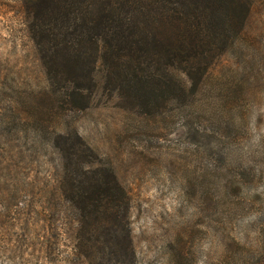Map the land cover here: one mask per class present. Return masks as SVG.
<instances>
[{
  "label": "rangeland",
  "instance_id": "rangeland-1",
  "mask_svg": "<svg viewBox=\"0 0 264 264\" xmlns=\"http://www.w3.org/2000/svg\"><path fill=\"white\" fill-rule=\"evenodd\" d=\"M97 94L62 109L19 0H0V264H83L43 245L59 212L58 199L52 212L46 203L59 178L52 139L66 126L128 194L125 264H264V0L191 102L147 117Z\"/></svg>",
  "mask_w": 264,
  "mask_h": 264
},
{
  "label": "trees",
  "instance_id": "trees-1",
  "mask_svg": "<svg viewBox=\"0 0 264 264\" xmlns=\"http://www.w3.org/2000/svg\"><path fill=\"white\" fill-rule=\"evenodd\" d=\"M257 1L19 3L25 31L62 109H87L102 91L116 106L148 117L181 97L192 101ZM66 127L52 139L59 178L55 192H46V203L51 211L58 199L59 212L47 216L46 253L74 263H133L128 194L77 131Z\"/></svg>",
  "mask_w": 264,
  "mask_h": 264
}]
</instances>
